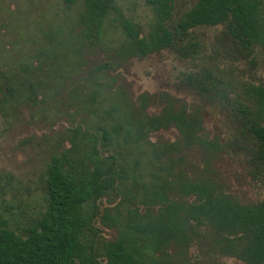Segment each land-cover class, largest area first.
Listing matches in <instances>:
<instances>
[{"label": "trees", "instance_id": "trees-1", "mask_svg": "<svg viewBox=\"0 0 264 264\" xmlns=\"http://www.w3.org/2000/svg\"><path fill=\"white\" fill-rule=\"evenodd\" d=\"M144 1L153 14L148 30L117 0H64L67 9L83 7L71 63L78 80L66 97L74 122L47 164L39 216L21 231L0 221V264H225L224 258L264 264V201L240 200L214 169L221 155L237 148L251 175L264 180V85L237 90L240 137L224 143L207 135L201 106L165 92L135 100L117 73L127 61L168 49L185 60L199 58L202 43L193 32L200 27L225 26L250 55L264 49V0H198L172 28L177 0ZM103 47L107 60L88 66L84 56ZM202 71L184 75L190 89L229 102L213 73ZM155 105L160 111L150 113ZM171 129L178 140H151ZM193 154L198 163L189 161ZM100 215L106 225L119 224L115 240L100 235ZM195 246L199 254L190 259Z\"/></svg>", "mask_w": 264, "mask_h": 264}, {"label": "rangeland", "instance_id": "rangeland-1", "mask_svg": "<svg viewBox=\"0 0 264 264\" xmlns=\"http://www.w3.org/2000/svg\"><path fill=\"white\" fill-rule=\"evenodd\" d=\"M117 1L128 17L144 30L149 29L153 14L144 0ZM197 1L177 0L168 26L172 28ZM82 11L81 3L67 9L64 0H0V221L20 231L44 207L47 164L61 136L74 122L68 117L73 111L66 97L72 95L70 91L78 80L71 63L75 61L76 23ZM52 29L57 30L51 32ZM59 31L62 35L55 36ZM193 33L202 43L199 58L185 60L168 49L144 59H132L117 71L120 85L127 87L135 100L143 93L165 92L189 105H199L207 135L224 143L234 141L240 137L233 114L237 90L240 93L243 84L264 85V49L255 48L251 55L242 51L225 26L200 27ZM67 34L72 36V43L66 39ZM107 53L110 51L103 47V51L86 54L84 59L92 67L106 61L110 56ZM204 69L213 73L218 90L229 93V102L190 89L184 75L202 74ZM159 111L158 105L149 110ZM178 134L175 129L162 130L154 133L151 140L174 142ZM188 159L192 163L200 161L196 154ZM214 169L240 200L264 201V180L251 175L247 156L237 148L221 155ZM106 207L105 200L101 209ZM145 210L142 207L141 213ZM121 212V224L125 225L127 209ZM111 213L115 214V210ZM101 217L96 223L100 235L105 240H115L119 224L106 225ZM198 254V247H192L189 258ZM223 262L245 264L235 258H224Z\"/></svg>", "mask_w": 264, "mask_h": 264}]
</instances>
